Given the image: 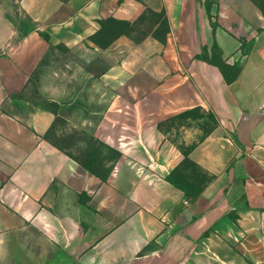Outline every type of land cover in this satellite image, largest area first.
I'll return each instance as SVG.
<instances>
[{"label":"crops","instance_id":"0c3cea01","mask_svg":"<svg viewBox=\"0 0 264 264\" xmlns=\"http://www.w3.org/2000/svg\"><path fill=\"white\" fill-rule=\"evenodd\" d=\"M147 13L155 18L136 39ZM114 20L121 24L101 44ZM44 33L86 65L95 58L107 65L100 86L116 96L96 99L106 108L85 116L98 117V137L121 151L104 177L20 109L35 105L26 93L45 62ZM243 42L252 43L246 54ZM215 44L227 63L242 66L233 82L201 57ZM195 107L215 126L191 156L217 176L192 199L167 174L182 154L170 136L190 134L169 120ZM240 155L237 167L255 181L249 200L264 209V0H0V264H9L19 234L28 264H189L231 204L219 190ZM246 222V256L264 264V223L253 210Z\"/></svg>","mask_w":264,"mask_h":264},{"label":"rangeland","instance_id":"374dc122","mask_svg":"<svg viewBox=\"0 0 264 264\" xmlns=\"http://www.w3.org/2000/svg\"><path fill=\"white\" fill-rule=\"evenodd\" d=\"M154 18V14L147 13V18L135 30L136 39L143 38L149 32L150 23ZM115 29V26L110 25L103 30L98 35L100 43L106 44L111 40ZM46 40L49 45L47 55L43 58L45 62L43 61V65L35 71L26 93L35 105L21 106L20 109L26 115L40 117L45 127V136L64 148L82 166L86 165L97 173L107 175L113 170L121 151L117 146L98 137V117L94 116L93 122H87L85 119L89 110L106 108L107 105L96 99L103 95L104 98L116 96V89L102 91L100 86L101 74L107 65L102 58H95L86 65L81 59L71 55L67 45L52 42L50 38ZM88 99H94V102L87 107ZM171 126H182L184 130L188 127L190 134L188 141L185 138L172 139L170 136L172 142L180 146L182 154L178 163L172 168L169 167L167 176L172 175L174 181L187 186V197L194 199L217 176L215 171L203 169L191 156V150L198 140H203V136L212 132L215 120L210 112H202L195 107L173 116L169 120V128ZM240 157L241 155L235 156L230 161L224 171L227 175L226 182L220 185L219 190V196L223 199L231 194V204L222 211L221 219L203 232L198 243L204 246V252L198 258L191 257L189 264H251L245 252L246 235L242 232L252 210L258 213V220L263 225L264 209L254 208L249 200V192L255 181L248 171L237 167L236 162ZM211 204L212 202L207 203L206 206ZM214 227H221L222 233L215 234ZM18 240L19 242L15 241V246L9 249L8 262L28 264L27 254L21 248L20 234ZM215 245L218 250H214ZM49 253L53 254V251L50 250Z\"/></svg>","mask_w":264,"mask_h":264},{"label":"trees","instance_id":"16d2710c","mask_svg":"<svg viewBox=\"0 0 264 264\" xmlns=\"http://www.w3.org/2000/svg\"><path fill=\"white\" fill-rule=\"evenodd\" d=\"M111 22L112 21H110L109 23H111ZM114 22L115 23H113V24L111 23V24H108L106 26L108 27L110 25H113V26L117 27V24L118 25L121 24L120 21H117V20H114ZM106 26H105V28H106ZM44 36L47 39L49 38V35L47 33H44ZM251 44L252 43H250V42L249 43H246V42L242 43V51H243V53L246 54L250 50ZM212 53L213 54H212L211 57L209 55L205 54V53H203L201 55V57H203V58H205V59L217 64L220 67V69H221V71H222V73H223V75H224V77H225L227 82H233L235 79H237V77L239 76V74L241 72V68H242L240 63L239 62L234 63V64L227 63V61L222 56V52H221L220 48L216 44L213 47V52ZM85 168H87L89 171H91V172H93L95 174H98V175H100L102 177L106 176L105 174H100V173L95 172L94 170H92L90 167H88L86 165H85ZM167 178L169 179V181H171L173 184H175V186H177L178 188L182 189L185 193L189 194V190H188L187 186L174 181L172 179V175H168Z\"/></svg>","mask_w":264,"mask_h":264}]
</instances>
